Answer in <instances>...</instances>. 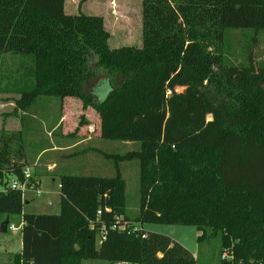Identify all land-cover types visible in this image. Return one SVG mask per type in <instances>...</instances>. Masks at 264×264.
I'll return each mask as SVG.
<instances>
[{"label":"trees","instance_id":"obj_1","mask_svg":"<svg viewBox=\"0 0 264 264\" xmlns=\"http://www.w3.org/2000/svg\"><path fill=\"white\" fill-rule=\"evenodd\" d=\"M142 18V45L112 48L103 17L66 13L65 0H0V55L30 62L22 65L27 79L10 89L19 95L11 115L58 98L61 117L78 99L98 125L80 121L66 136L81 129L139 144L122 154L99 150L114 160L110 176L59 174V213H23L22 193L9 181H24L32 166L25 130L1 129L0 213L22 216L12 264H198L144 223L194 225L199 241L219 236L230 256L219 264H264V57L236 63L227 49L229 30L264 31V0H142ZM104 81L111 88L101 98L94 89ZM132 160L139 162L133 216L121 168ZM28 183L39 187L35 170ZM135 225L142 229L129 232Z\"/></svg>","mask_w":264,"mask_h":264},{"label":"rangeland","instance_id":"obj_2","mask_svg":"<svg viewBox=\"0 0 264 264\" xmlns=\"http://www.w3.org/2000/svg\"><path fill=\"white\" fill-rule=\"evenodd\" d=\"M65 12L76 14L99 15L104 19L105 29L109 32V45L112 48L125 45H142L143 40V18L142 0H65ZM227 48L228 56L236 63L247 61L248 56L255 59L256 63L264 57V31L255 34L251 29H232L228 31ZM29 65V60L19 58L10 53L0 55V117L6 118L15 108V100L19 98L18 93L10 91L16 83H22L27 79L22 69L23 64ZM99 79H94L86 85V91L91 92ZM111 84L101 82L94 90L100 92L101 98L108 93ZM183 87L177 91L182 92ZM60 99L40 98L34 105L36 118L32 119L34 133L25 136L27 146V158L32 160L33 155L52 144L51 141L60 143L61 146L69 144L70 141L77 143L83 140V136L92 137L87 143L81 142L67 152H59V170L62 173L74 174H99L110 176L114 174V160L107 158L95 149L102 148L106 154H122L138 147L137 142H126L120 140L100 139L95 133L90 135L86 130L79 129L75 136H66L73 132L80 121H90L92 125H98V118L92 107H83L81 100H68L65 104L68 112L65 120H60ZM74 102V103H73ZM19 111H16L18 114ZM34 114V113H33ZM83 114V115H82ZM7 115V116H6ZM15 115V114H14ZM83 116V117H82ZM86 125V124H85ZM83 127H87L88 125ZM61 137L63 141L57 140ZM85 138V139H86ZM53 142V143H54ZM74 151L71 156H65L68 152ZM61 155V156H60ZM47 156V155H46ZM45 156V157H46ZM45 157L41 158L44 159ZM31 163V161H29ZM122 174L127 184V205L130 214L133 216L139 207V162L138 160L122 162ZM33 173V169L29 168ZM52 178L42 177L41 186L37 189L28 188L23 194V213H59L60 193L59 176L52 184ZM0 189L4 184L0 182ZM39 193H36V191ZM9 225L6 232H0V264H12L9 258L12 254L21 250V226L22 216L12 214L7 216L0 213V227L6 219ZM10 225L18 227L17 230L9 229ZM146 231L159 233L170 237L173 241L180 243L189 250L196 258L198 264H219L220 259H230L226 253L222 254L221 239L219 236L206 238L199 241L198 237L202 232L194 225L169 224V223H144ZM99 244V240H97ZM109 263L105 260H84L83 264ZM124 264V263H123ZM128 264V263H125Z\"/></svg>","mask_w":264,"mask_h":264},{"label":"crops","instance_id":"obj_3","mask_svg":"<svg viewBox=\"0 0 264 264\" xmlns=\"http://www.w3.org/2000/svg\"><path fill=\"white\" fill-rule=\"evenodd\" d=\"M67 113H69V112H64L63 115L60 117L59 126L61 125V122L65 120ZM36 116H37V114H35V113L34 114H28L27 112L19 111L18 114H15V115L10 114L6 118L0 117V130L4 129L7 132H20L24 129L25 135H26V137H28V135H31L32 133H34L33 129H34L35 122L32 119L36 118ZM83 138H84L83 140H81L77 143L70 141V143L66 144L65 146H61L60 143H56L54 141H51L52 144L50 146H48L47 148H44L41 151H39L37 154L33 155L32 160H29L27 158L28 161H31V165H32L29 168L33 169V167H34L33 170H35V176H36V180H37L39 187L41 186V183H42V177L52 178L51 183L54 184L56 179L58 178V175L62 173L59 170V167H60L59 156H55V155L58 154L59 152H63V153H64V151L67 152L66 150H71L72 148L76 147L77 144H80L81 142L87 143L89 140H92L91 136L88 138L83 136ZM57 140L63 141L60 136L57 137ZM25 146H26V143H25ZM95 150L99 153H100L99 150L103 151L102 148H99V147H97ZM25 152H26V157L29 156L27 153V146H26ZM68 153L69 154H65V156H69V155L71 156V154L74 153V151H70ZM100 154H102V153H100ZM43 157H45V158L41 160V158H43ZM59 193H60V191H59ZM60 200H61V195H60ZM20 242H21V250H22V239ZM21 250L19 252H16V253H20ZM16 253L12 254L9 257L11 259V261L13 260V256ZM95 261H97V260H95ZM105 261H107V260H105ZM107 262H109V263L96 262V264H114L110 261H107ZM116 264H123V263H116Z\"/></svg>","mask_w":264,"mask_h":264},{"label":"built area","instance_id":"obj_4","mask_svg":"<svg viewBox=\"0 0 264 264\" xmlns=\"http://www.w3.org/2000/svg\"><path fill=\"white\" fill-rule=\"evenodd\" d=\"M24 174V181H19L18 179H11L9 182L10 188L11 189H15V190H19L22 193V197L24 192L28 189V188H34L37 189L36 184H30L28 183V179L30 178L31 172L29 171L28 168H26L23 172ZM6 191V187L4 186V189H0V192H4ZM36 193H39V191L37 190ZM101 212L99 211L98 214H100ZM18 227H15L14 225H10L9 229L11 230H17ZM115 228L119 229V230H127L128 226L126 224H118L115 225ZM139 229H142V227L140 225H135L134 227H132V229L129 230L130 231H137ZM105 230L102 231L101 235L99 236V243H101L104 239H105Z\"/></svg>","mask_w":264,"mask_h":264},{"label":"water","instance_id":"obj_5","mask_svg":"<svg viewBox=\"0 0 264 264\" xmlns=\"http://www.w3.org/2000/svg\"><path fill=\"white\" fill-rule=\"evenodd\" d=\"M9 225V219L7 218L5 222L2 223L0 227V232H6Z\"/></svg>","mask_w":264,"mask_h":264}]
</instances>
